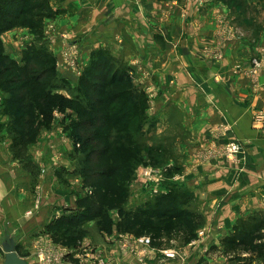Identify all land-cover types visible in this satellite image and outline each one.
<instances>
[{
  "label": "crops",
  "instance_id": "crops-1",
  "mask_svg": "<svg viewBox=\"0 0 264 264\" xmlns=\"http://www.w3.org/2000/svg\"><path fill=\"white\" fill-rule=\"evenodd\" d=\"M47 1L53 16L44 18L41 33L24 26L6 31L2 35L6 53L22 59L29 45H43L57 58L58 75L74 87L80 73L60 63L65 44L80 48L81 69L99 48L123 60L135 88L147 99L138 131L144 162L153 148L161 164H173L179 171L194 169L197 153L217 142L215 130L229 123L228 137L242 146L238 166L225 159L212 161L199 165L180 182L190 193V207L205 218L202 228L210 244L220 246L221 238L239 219L264 213V123L253 119L254 110H264V72L259 89L246 74L255 52L264 48V24L252 30V37L228 42L224 59L216 62L203 58L202 50L216 44L218 15L226 8L231 11L221 0L204 6L190 0ZM2 108L1 104L0 248L14 243L15 249L32 247L34 253L37 235L46 231L54 217L75 207L85 193L81 176L73 173L78 152L69 144L71 118L55 114L40 130L37 141L20 155L12 146L10 118ZM131 184L137 191L131 201L144 202L134 179ZM167 190L163 186L161 193ZM38 197L42 203L34 210ZM84 227L89 230L87 237L100 241L118 264H138L136 255L118 250V234L108 237L104 231L100 233L96 221ZM190 243L182 248L185 260L155 253L149 264H228L221 253L206 254L202 262L200 244L192 247ZM24 258L36 263L31 254ZM254 264H264V258Z\"/></svg>",
  "mask_w": 264,
  "mask_h": 264
},
{
  "label": "trees",
  "instance_id": "trees-1",
  "mask_svg": "<svg viewBox=\"0 0 264 264\" xmlns=\"http://www.w3.org/2000/svg\"><path fill=\"white\" fill-rule=\"evenodd\" d=\"M49 16L53 12L47 0H0V90L4 95L2 112L10 118L13 148L23 155L24 149L37 141L41 126L50 122L55 108L72 103L78 114L70 126L81 151L73 173L81 176L85 193L75 207L54 217L46 232L64 247L75 248L88 235L84 225L96 221L104 232L116 229L150 236L157 248L175 234H180L185 244L190 243L197 238L205 218L190 207L184 183L172 179L177 167L168 172L170 179L162 184L167 192L132 208L127 205L133 174L144 162L138 131L145 119L147 99L135 88L125 62L107 49L93 50L74 87L58 75L57 58L43 45H29L22 59L5 52L2 35L6 31L25 26L40 34L42 22ZM63 88L70 90V98L53 92ZM148 155L161 164L153 148ZM58 174L64 178L62 171ZM111 210H117V220ZM216 251L229 264H254L264 258V213L239 219L221 238L220 246L213 244L207 254Z\"/></svg>",
  "mask_w": 264,
  "mask_h": 264
},
{
  "label": "built area",
  "instance_id": "built-area-1",
  "mask_svg": "<svg viewBox=\"0 0 264 264\" xmlns=\"http://www.w3.org/2000/svg\"><path fill=\"white\" fill-rule=\"evenodd\" d=\"M196 3L198 6H204L207 4V1L196 0ZM230 26L231 25L227 21H222L218 25L215 31L216 44L206 45L203 48V58L210 61H221L224 59L225 53L222 48V43L238 40L240 38V36L236 35ZM60 58L61 65H65L78 73L82 71L81 52L80 48L76 44H65L60 51ZM250 62L251 64L246 70V74L253 80V87L255 89H259V77L264 72V51H261L257 53V55L253 56ZM2 100L3 97L0 93V105L2 104ZM253 119L258 123H264V110H254ZM230 129L231 126L229 123L224 122L219 125L214 133L218 141L204 147L197 153L196 157L197 161L200 163L199 165L208 164L212 161H218L221 159H225L227 161L230 160V163H239L242 146L237 140L228 137ZM167 168L168 167H163V169L153 167L150 169L144 168L143 176L146 180L155 179L158 183L156 188L153 189V193H161V189L163 187L162 182H164L167 178V175H164L163 171H168ZM184 177V175L174 174L172 179L175 181H182ZM41 202V198L38 197L35 207H39ZM200 233L202 234L203 232ZM119 241L125 250L131 251L134 255H136L138 264H147L148 256L153 254L150 249H163L153 247L151 244V237L147 235L135 236L127 233L126 236L120 238ZM75 248H77V250L69 248L73 251H62V249H58L55 245L50 247L46 239L38 237L36 239L35 254L37 256V260H39L42 264H55V260L57 262L62 261L63 264H117L115 258L108 255L106 251L102 250V248L92 247L88 240H83V242ZM164 252L168 257L173 258L177 257L179 254L175 249H170ZM71 256H73L76 261H72Z\"/></svg>",
  "mask_w": 264,
  "mask_h": 264
},
{
  "label": "rangeland",
  "instance_id": "rangeland-1",
  "mask_svg": "<svg viewBox=\"0 0 264 264\" xmlns=\"http://www.w3.org/2000/svg\"><path fill=\"white\" fill-rule=\"evenodd\" d=\"M190 1L192 3H194L195 5H197L196 0H190ZM206 1H207V3H212L213 2V0H206ZM221 1L224 2L231 9V11L227 10V8L225 7L226 8V12L224 11L221 15L220 14L218 15L219 16V21L217 23V27H218V25L222 21H227L231 25L230 27L236 33V35H239L240 37L247 36L249 38V37H252L253 36V35H250L251 32H252V30L255 31L257 29H260L261 28L259 26L260 23L261 24H264V9H263L264 8V0H233V2H230V0L229 1H227V0H221ZM253 1H254V3H257L258 5L253 4ZM257 7H260V9H258ZM254 24L257 27H255ZM17 27L18 28H23L22 26H17ZM217 27L215 28V31H216ZM46 34L47 35L50 34L53 37H55L54 35H56V34H53L51 32H49V34H48V32H46ZM214 36H215V32H214ZM227 43L228 42H223L222 43L223 51H224V48L227 45ZM261 51H264V48H258V50L255 52L256 53L255 55H257V53H259ZM202 52H203V50H202ZM250 64H251V62H250ZM249 67H250V65H249ZM53 92L60 93V94L66 96L68 98H70L72 96L70 90L67 89V88L58 89V90L56 89L55 91L53 90ZM46 93L47 94H50L51 92H46ZM2 97H3V95H2ZM55 100H59V99L58 98H54V101ZM55 114H58V115L65 114V115H67L69 118H71V120H70L71 126H72L73 121H75L77 119V117H78L77 116L78 114L75 111V106L72 103L71 104L64 105L63 106V109L55 108V110L53 111L51 120L54 118ZM51 120H50V122H51ZM50 122L48 124H43L41 126V129L44 126H48L50 124ZM9 123H10V121H9ZM68 139H70L69 140V144H71V146L76 147L75 150H77V152H78V154H77L78 156L77 157H79L80 154H81V151H79V149H78L79 148V144L77 143V141L72 136V132H71L70 136H68ZM140 145L142 146L143 144L140 143ZM73 153H74V150H73ZM153 160H154V158H153ZM229 161L230 160H228V162ZM199 164L200 163L198 161H196V164H195L196 167L193 166L194 169H185L183 171H176L174 174L184 175L185 177L183 178V180L184 179L187 180V178L190 175H192L193 171L196 170V168L199 166ZM231 164H234V165H237L238 166L239 163H231ZM202 165H204V164H202ZM152 167L153 168H161V169H163V167H168L167 168L168 171H163L164 175H167L168 172L171 169H174L175 168L173 166V164H169V163L156 164L152 160H150V157L146 160V162H144L143 165H141V166L138 165L137 169L135 170V172L133 174L134 175L133 176V179L136 182V184H135L136 189H139L140 188L139 197L141 196L142 199H143V201H147L148 198L150 199L151 197H154V195H156L155 193H153V189L156 188V185L158 184L157 181L155 179H149V180L147 179L146 180V178L143 176L144 168L150 169ZM167 179H170L168 177V175H167V178L165 179V181ZM145 181H148V182H145ZM163 183L164 182H162V184ZM132 186L133 185L130 183V186H129V201H128V204H127L128 207H131V208L137 206V203H138V201H136L135 203L131 201V198L133 196V193L134 194L137 193V191H135V188L132 189ZM35 200H36L35 201V204H36L38 198H36ZM141 203H143V202H141ZM39 207H35L34 210L38 209ZM110 214L113 215V217L115 218V220L118 219V212H117V210H111L110 211ZM97 229L99 230L100 233H102V230H100L99 227H97ZM110 230H111V228H110ZM115 230L111 232L108 229L107 232L105 231V233H102V234H104V235L107 234L108 237H112L113 233L118 234V237H116L117 238V248H118V250L128 251V250H125L122 247L121 242L119 241V239L122 238V237H124V236H126L127 233H123V232H119V231H117V230L115 231ZM200 232H203V233L201 234ZM37 236L38 237L40 236V237H43L44 239H46L47 242L49 243L50 247H53L55 245V246H57L58 249H62V251H73V250H70L69 248L64 247L63 245L59 244L57 242L56 237H54L51 233H48V232L45 231L44 233H41V234H39ZM38 237H36V239ZM208 239H209V237L207 235L206 229L200 227L197 230V238L195 240L193 239L191 241V243H190V246H192V247H195V246H197V245L200 244V246L202 248V260H203L202 262H204L206 260L205 259V256H206L209 248L213 245V244H210V242H208ZM85 240H88L92 247L102 248V250L106 251L105 250L106 248H104L102 245L99 244L100 241H97V243H95L96 241L94 242L93 241L94 239H92L91 237L89 238L87 236L84 238V241ZM104 240H107V239H104ZM184 247H185V243H184V241L182 239V236L180 234H175V235H173V237L166 238L165 243H164V246L162 247L163 248L162 250H159V249L157 250L156 248L150 249L153 254L150 255V256H148L147 264H149L150 259L152 258V256L155 253H158L159 255H162V257L168 258V259H182V260H185L187 256L184 255V253L182 251V248H184ZM31 248L32 247H29L28 250H25L24 248H21L20 249V247H19V248L16 249V251L23 258H24V256H27V255H30L31 254V255L34 256V260H36L35 261L36 262L35 264H42L39 260H37V256H36L35 252L34 253L32 252L33 249L30 250ZM74 249L77 250V248H74ZM170 249H175L176 251H178L179 254L177 255V257L173 258V257H168L166 255V253L164 251H168ZM128 252L132 253L131 251H128ZM5 253H6L5 252V248H2V249L0 248V264H3L4 261H5ZM217 255H218L217 251L214 252V253H212V257L213 256H217ZM208 257H210V256L208 255ZM71 259H72V261H76V259H74L73 256H71ZM67 262H70V261H67ZM227 263L229 264L228 260H227ZM28 264H33L32 263V260L31 261L29 260ZM55 264H63V263H62V261L57 262L55 260Z\"/></svg>",
  "mask_w": 264,
  "mask_h": 264
},
{
  "label": "water",
  "instance_id": "water-1",
  "mask_svg": "<svg viewBox=\"0 0 264 264\" xmlns=\"http://www.w3.org/2000/svg\"><path fill=\"white\" fill-rule=\"evenodd\" d=\"M5 261L3 264H28L27 260L19 255L14 243L5 246Z\"/></svg>",
  "mask_w": 264,
  "mask_h": 264
}]
</instances>
